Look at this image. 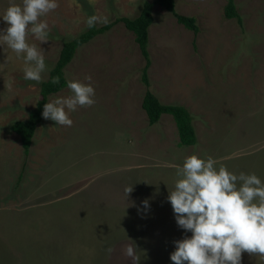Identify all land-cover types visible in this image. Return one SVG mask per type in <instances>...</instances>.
Listing matches in <instances>:
<instances>
[{"label": "rangeland", "instance_id": "obj_1", "mask_svg": "<svg viewBox=\"0 0 264 264\" xmlns=\"http://www.w3.org/2000/svg\"><path fill=\"white\" fill-rule=\"evenodd\" d=\"M142 1L57 0L41 18L48 41L30 35L29 43L43 49L50 69L62 41L86 29L88 17H134ZM233 1L240 24L226 17L227 0H175L178 13L195 18L196 33L163 6L152 9L149 89L188 109L194 145L178 144L170 114L148 124L144 60L119 22L80 46L64 68L67 82L91 83L95 104L71 112V127L42 118L25 155L10 124L35 108L40 83L25 80L22 58L0 46V264H133L129 245L140 264H173L174 241L192 235L178 227L167 200L176 165L211 156L217 169L254 173L264 183V0ZM11 2L0 0V15ZM8 26L0 18V30ZM4 81H12L11 92ZM70 95L66 85L47 102ZM241 264H264V257L245 252Z\"/></svg>", "mask_w": 264, "mask_h": 264}, {"label": "clouds", "instance_id": "obj_2", "mask_svg": "<svg viewBox=\"0 0 264 264\" xmlns=\"http://www.w3.org/2000/svg\"><path fill=\"white\" fill-rule=\"evenodd\" d=\"M58 7L57 0H21L20 3L12 0L0 15L9 25L0 30V46L22 58L25 80L41 83L43 74L50 71L43 49L29 43V36L40 43L47 42L49 25L41 18ZM108 22L107 17L97 15L86 21L89 28ZM3 66L0 64V69ZM85 80L91 81V76ZM59 81L57 76L51 83ZM4 86L6 92L12 91V81H4ZM67 87L72 95L45 103L42 117L71 127L69 114L78 107L93 106L95 89L91 83L79 80H69ZM217 164L211 156L201 158L193 154L184 159L182 166H175L179 179L167 200L178 227L192 235L174 241L175 251L170 254L173 264H241L245 252L264 257V183L254 173L236 175L222 164L217 169ZM124 191L127 197L133 188ZM142 203L145 209L149 207L147 200ZM135 248L129 245L126 255L133 264H140ZM107 251L111 254L113 249Z\"/></svg>", "mask_w": 264, "mask_h": 264}, {"label": "trees", "instance_id": "obj_3", "mask_svg": "<svg viewBox=\"0 0 264 264\" xmlns=\"http://www.w3.org/2000/svg\"><path fill=\"white\" fill-rule=\"evenodd\" d=\"M155 4L163 6L175 17L178 23H181L193 33L198 31V26L193 16L183 15L176 11L175 0H143L139 13L134 17L119 16L112 21H109L107 24H96L92 28L87 26L86 29L74 37L63 40L58 56L50 68L47 78L40 83L39 99L36 102L35 108L29 112L26 119L15 120L10 124V128L19 136L25 155L29 151L35 128L43 118V106L47 103L49 95L59 91L67 85L64 68L74 57L76 50L96 35L107 32L119 22H121L126 29L130 30L134 34V40L138 45L139 51L144 60L141 70V80L145 85V91L141 106L146 113L148 124H155L164 113L170 114L177 129L179 138L178 144L180 146H188L196 143V134L192 125V116L188 109L180 104H166L160 102L149 89V78L147 74V70L150 65V56L148 51V28L153 21L152 9ZM225 15L226 17H233L239 24L241 23V17L235 10L233 0H227ZM57 76L60 78L59 83H51L52 78ZM20 176L21 173L17 178L18 183Z\"/></svg>", "mask_w": 264, "mask_h": 264}]
</instances>
